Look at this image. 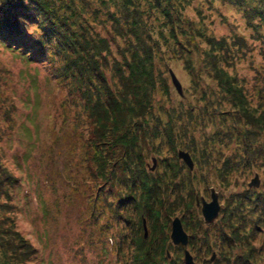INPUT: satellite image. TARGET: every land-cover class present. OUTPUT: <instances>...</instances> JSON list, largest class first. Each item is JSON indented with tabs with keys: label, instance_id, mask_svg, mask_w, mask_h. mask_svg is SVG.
<instances>
[{
	"label": "trees",
	"instance_id": "16d2710c",
	"mask_svg": "<svg viewBox=\"0 0 264 264\" xmlns=\"http://www.w3.org/2000/svg\"><path fill=\"white\" fill-rule=\"evenodd\" d=\"M151 1L161 17H174L172 1ZM228 1L245 20L258 18L264 26V0ZM139 4L124 12L125 21L121 13L119 20L110 19L131 53L109 67L98 53L107 52L104 41L98 40L94 50L84 33L74 30L78 16L70 0H0V54L8 52L17 67L23 63L33 70L16 74L0 61V154L7 148L8 154L14 152L6 143L28 128L31 147H37L33 154L52 149L61 167L75 171L67 181L74 187L71 197L79 196V201L69 205L60 226L66 192L56 195L51 218L53 239L60 240L62 249L60 264H185L181 247L169 240L170 222L178 216L186 223L194 214L201 184L221 190L226 214L253 216L258 207L264 213V190L247 187L254 172L264 183V73L258 70L254 83L238 74L235 66L246 51L240 36L216 38L189 24V32L180 31V40L170 28L173 54L188 57L185 68L194 80L187 94L195 100L163 108L157 94L170 99L168 80L153 68V55L142 39ZM20 80L32 88L35 82V93L39 85L53 84L52 95L43 91L37 101L46 122L38 140L37 126L28 125L30 118L24 121L19 108V103L33 105L36 100L27 96L30 101H22L26 94ZM65 90L79 94L74 114L65 106ZM176 149L189 153L192 171L177 159ZM149 154L160 157L153 172L146 167ZM20 185V177L0 158V264L42 261L39 248L18 229L21 207L15 197ZM142 217L147 238L141 235Z\"/></svg>",
	"mask_w": 264,
	"mask_h": 264
},
{
	"label": "rangeland",
	"instance_id": "374dc122",
	"mask_svg": "<svg viewBox=\"0 0 264 264\" xmlns=\"http://www.w3.org/2000/svg\"><path fill=\"white\" fill-rule=\"evenodd\" d=\"M70 1L73 3V8L71 10L76 11L78 16L76 21L73 19L75 24L74 30H79L81 33L83 32L85 35V40H83L86 43H89L91 47H94V50L96 49L95 45L99 46V44H95L98 43V40L104 41L103 46L107 49V52L100 50L98 53L100 54L101 58L105 59V63L109 67H111L114 62L121 64L122 59L128 60L129 58H127V55L131 53V47L126 51V42L123 38L116 34L113 21L110 19L119 20V16L122 14L121 16L125 21L126 15H124V12H127V10L132 11L136 4L140 3L138 10L139 20L142 23V26H144L142 39L147 45V48H149L151 55H153V68L155 69V72H162V76L168 80L170 99L167 101L166 95L160 91H158L159 93L157 94V97L162 99L163 108L165 109L169 108L171 102H174V104L182 102L184 104L189 103L192 105L195 100L194 97L189 96L190 94L187 92L188 90H191L194 80V78L185 68L184 59H187L188 57L182 56L181 58L183 59H180L173 54V51L175 52L176 50L174 47L175 41L171 40L170 38L167 40V37H169L168 34L170 33V28L175 31L177 36H180L181 30L189 32V24H192L194 29L197 31L201 30L202 33L205 32L206 34L211 33L216 38H219L220 36H229V38L233 36H240L241 39L244 40L243 48H246V51H243V58L238 59L239 61L235 66L238 74L242 78L246 79L249 83H254L255 77L257 78V71L259 70L260 72L264 73V38L261 39L258 37L260 35H264V26L258 25L260 22L258 18L250 19L248 21L245 20L243 14L238 11L235 6L233 7V5H231L228 0H170L173 3L171 5V9L174 11L172 13L174 17H172L171 20H169V18L168 20L165 19L168 16L161 17L162 15L159 13L158 8H155L156 11L152 10L151 5H154L155 3L151 0ZM160 4L166 5L163 2ZM252 5L253 3L248 6V8H250ZM118 26L119 28L122 27L121 24ZM124 32L125 31L122 30V34ZM161 34L166 38L163 39ZM130 38L131 37L129 35V39ZM181 38L182 37L180 36L179 39L181 40ZM197 38L195 39V42L200 39ZM130 42L135 44L133 40ZM96 58H99V56ZM0 61L9 67L10 70L14 69L16 74H18V70L19 73L21 70H23L25 74L27 72H33L32 69L25 67L23 63L17 67L19 64L18 61L8 52H2L0 54ZM53 70L55 72L59 71L57 68ZM169 71H172L179 81L182 89V95L177 94L174 86L172 85ZM197 71L200 70L197 69ZM105 75L109 76V74ZM205 82L208 84L211 83L208 78L205 79ZM261 82L262 80L258 81V84H261ZM35 84V82H32V88L28 84L24 85V81L22 80L21 82L20 80L19 85L23 87V90H25L24 93L26 94L22 101H24V99H26L28 96L30 99L31 97L35 99L36 104L21 105L19 103V108L20 110L22 109L21 116L23 120L25 121L26 116H28L30 118V120H28L30 121L28 125L37 126L38 132H36L35 135L36 140H38L42 137L40 131L44 129L46 122L45 119H43L44 108L42 105H38L37 101H41L40 93L43 91H46L45 93L47 94L51 93L52 95L53 89L51 87L53 84L47 83L46 85H39L41 88H37L36 93ZM60 89L59 91H56V95L57 97L59 96L61 98L63 94L61 93ZM26 91L29 95L26 93ZM65 91V94L68 98L67 103L70 107L68 105L65 106L69 111L68 113H70V108H72V113L74 114L76 108H78L77 96H79V94L71 95L67 90ZM28 98L27 100L30 101ZM61 119L62 117L58 115V120ZM26 129L27 131L22 130L17 132L14 135L15 140L9 142L8 144L6 143V147L7 145L8 147L11 146L15 151L8 154L7 148L5 149V154H0V158L3 160V164L5 166H9L10 169L20 177L21 185L18 187L15 197L17 205L21 207V214H19L18 217V229L29 239H31L39 248V255L42 259V261H36L32 264H60L57 257L62 254V249L60 240L53 239V236L56 234V225L52 228L51 218L55 215L54 209L56 204L54 201L56 200V195L62 196V194L66 192V195L61 197L63 204L60 206L61 209L57 218L58 222L61 223H59L60 226L63 224L61 219L63 217V213L65 215V213L68 212L69 205L71 206L75 199H78L79 201V196H73V198L71 197L70 194L75 195L73 190L74 187L71 181H67L70 174L75 173V171H71L69 166L62 165L61 167V160L55 156L56 153L52 149H50L47 154H33V149L35 150L37 147H31L32 145L30 144L28 134L29 131L28 128ZM47 140H49L48 137ZM179 150L181 149H176L175 151L176 157ZM37 153H39V151H37ZM153 159L155 160V170L159 164L158 160L160 159V157L156 154L148 155L146 167L149 169L152 167ZM53 161H55V164H53ZM255 174H258L259 181H261L260 190H264L262 177L257 172H254V174L249 177L247 181V187L248 183L255 176ZM67 187L71 189L68 191ZM211 188L214 190L218 189V187L216 188L213 184L208 186L201 184V186L198 188L199 192L195 196L194 201L196 198L201 199V197L207 200L210 196ZM203 189L206 191L205 193L203 192ZM219 191L220 196H222L221 190ZM75 213L77 212L75 211ZM175 217H173L171 221ZM189 217H192V215ZM142 220L144 221V226L146 229L145 238H147L148 228L146 225V220L143 217L141 218V235L143 236ZM41 232L45 236L44 241L40 239L39 233ZM112 241H114V238H112ZM110 244L112 245L113 243L110 242ZM166 252H168L170 255L168 250H166Z\"/></svg>",
	"mask_w": 264,
	"mask_h": 264
},
{
	"label": "flooded vegetation",
	"instance_id": "af4514ba",
	"mask_svg": "<svg viewBox=\"0 0 264 264\" xmlns=\"http://www.w3.org/2000/svg\"><path fill=\"white\" fill-rule=\"evenodd\" d=\"M260 182L254 188L256 191L260 190ZM215 192L220 206L217 217L206 223L201 214V200L198 199V204L195 200L193 219L181 221L188 243L186 247H176H181L182 253L188 250L195 264H204L203 260L210 261L205 264H264V213L258 207L253 216L226 214L227 204L220 199V191ZM210 201V197L205 200Z\"/></svg>",
	"mask_w": 264,
	"mask_h": 264
},
{
	"label": "water",
	"instance_id": "95a60500",
	"mask_svg": "<svg viewBox=\"0 0 264 264\" xmlns=\"http://www.w3.org/2000/svg\"><path fill=\"white\" fill-rule=\"evenodd\" d=\"M169 76L172 82V85L174 86L177 94L182 95V89H181V85L179 83V81L177 80V78L175 77V75L173 74L172 71H169ZM177 158L179 160H181L184 165L190 170H193V161L191 159V156L189 155L188 152L179 150L177 152ZM155 168V160H152V167L150 168L151 171H153ZM259 186V176L258 174H255V176L250 180V182L248 183V187L249 188H256ZM210 199L211 201L209 203L205 202L204 198L201 197V214L204 218V221L206 223H210L214 218L217 217L218 212L220 210V206L218 205V201H217V193L215 192V190L213 188L210 189ZM196 202L198 204V198H196ZM142 226H143V237H146V229L144 226V221L142 220ZM169 239L172 243L173 246H178L181 245L183 247H186L187 243H188V236L185 233V231L183 230L181 221L178 217H175L172 221H171V227H170V235H169ZM167 257L169 258L170 255L168 252H166ZM183 261L185 264H195L193 261L192 256L190 255V253L188 252V250H184L183 252Z\"/></svg>",
	"mask_w": 264,
	"mask_h": 264
}]
</instances>
